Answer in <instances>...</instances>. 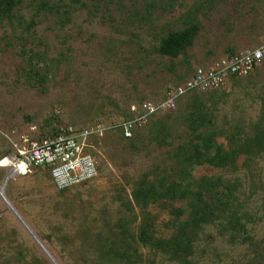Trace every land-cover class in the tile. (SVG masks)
I'll return each mask as SVG.
<instances>
[{"label": "rangeland", "instance_id": "rangeland-1", "mask_svg": "<svg viewBox=\"0 0 264 264\" xmlns=\"http://www.w3.org/2000/svg\"><path fill=\"white\" fill-rule=\"evenodd\" d=\"M9 2L0 155L3 133L104 130L88 138L97 174L82 183L57 190L43 168L21 176L0 167V264H264V54L247 75L182 94L129 137L112 127L196 67L263 42L264 0ZM190 23L196 33L182 52L157 51ZM220 154L221 166L205 159ZM172 183L211 207L214 195L225 203L186 225V198L162 195Z\"/></svg>", "mask_w": 264, "mask_h": 264}, {"label": "built area", "instance_id": "built-area-1", "mask_svg": "<svg viewBox=\"0 0 264 264\" xmlns=\"http://www.w3.org/2000/svg\"><path fill=\"white\" fill-rule=\"evenodd\" d=\"M264 41L241 52L221 57L207 67H196L183 83L167 89L157 101L131 104L128 117L112 124L123 136L147 121L150 114L163 108L173 107L184 93L216 88L230 77L247 75L262 59ZM100 125L74 127L60 126L53 134L34 136L28 133L9 135L3 133L7 145L0 156V167H9L18 175H26L35 167L48 172L55 189L61 190L90 180L97 174L92 156L86 152L88 138L100 134Z\"/></svg>", "mask_w": 264, "mask_h": 264}, {"label": "trees", "instance_id": "trees-1", "mask_svg": "<svg viewBox=\"0 0 264 264\" xmlns=\"http://www.w3.org/2000/svg\"><path fill=\"white\" fill-rule=\"evenodd\" d=\"M9 7H10L9 0H0V15H2L5 9H8ZM195 33H196L195 23H190L181 29L170 31L160 39L156 49L161 54L168 56H175L178 53L182 52L187 46L191 44L192 38L195 35ZM165 91L166 90H164L163 95ZM190 93L193 94L194 92H190ZM53 133H49V134H53ZM3 153L4 152H2L1 155ZM201 155L202 154L198 152L197 149H195V154L192 153L190 157H194L196 163L197 162L200 163ZM205 159H207V161L212 162L215 165L221 166L226 162L227 155L226 154L214 155L210 158H205ZM176 185L177 184L172 183L171 185L165 187L162 195H165L170 198L173 197L186 198V203L189 208L188 220L185 222L186 225L195 227L201 222L208 221L211 218L212 209L222 206L225 203L223 202V199H221V197L214 195V199L213 201H211V203L213 202L215 206L211 207L210 201L203 200L201 198L200 193L198 192L189 193L187 192V190L184 189L178 190V186ZM170 243L173 245L176 251L189 252V244L178 240V238H174Z\"/></svg>", "mask_w": 264, "mask_h": 264}, {"label": "crops", "instance_id": "crops-1", "mask_svg": "<svg viewBox=\"0 0 264 264\" xmlns=\"http://www.w3.org/2000/svg\"><path fill=\"white\" fill-rule=\"evenodd\" d=\"M21 176H23V175H21Z\"/></svg>", "mask_w": 264, "mask_h": 264}]
</instances>
